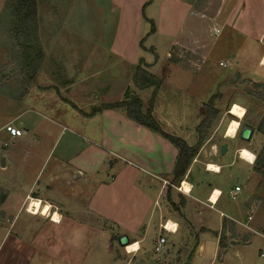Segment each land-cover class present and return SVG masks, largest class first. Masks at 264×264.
Returning <instances> with one entry per match:
<instances>
[{
	"label": "crops",
	"instance_id": "obj_1",
	"mask_svg": "<svg viewBox=\"0 0 264 264\" xmlns=\"http://www.w3.org/2000/svg\"><path fill=\"white\" fill-rule=\"evenodd\" d=\"M202 1L155 0L154 6L152 0H109L118 27L112 41L79 26L69 28L80 40L75 44L58 28L65 27V22L53 15L38 16V39L48 45L30 89L34 97L3 99L11 105L7 123L23 132L11 136L0 126L3 144H12L0 150V214L4 217L0 218V264H241L242 248L252 242L258 243L257 256L264 260V181H259L264 167L235 172V165L243 169L248 165L230 163L233 149L228 151L226 142L228 161L204 163L215 164L219 170H208L192 158L176 179L174 145L128 118L122 108H104L101 103L103 91L112 92L116 85L136 88L135 67L127 76L120 63L133 65L144 47L156 56L163 50L165 62L172 46L197 54V65L207 75L205 92L217 84L209 62L214 51L230 68L226 74L264 83V0H209L212 14L200 12ZM146 6L153 11L147 13ZM40 9L38 4V15ZM129 21L140 28L124 46L119 27ZM149 21L153 31L141 28V23ZM172 24L180 33L177 37L161 28ZM98 50L114 57L115 63L100 68L96 78L97 70L81 62L90 61V53ZM249 58L255 59L258 73L248 69ZM191 75L192 86L198 85L199 78L194 72ZM118 99L103 104L123 100ZM45 100L68 105L94 125L88 131L66 126V112L58 118L51 111L46 113ZM189 101L190 120L198 122L195 111L200 101L194 97ZM159 106L160 101L154 102L151 115L160 128L168 133L162 127L167 126L186 144H194L193 123H171ZM68 120L74 121L72 127L78 123L74 116ZM57 126L66 130V145H59L53 131ZM29 137L39 146L33 150L14 146ZM181 180L188 184V192L177 190ZM235 185L240 189L231 198L229 191ZM27 197L34 198L28 208L32 214L24 210ZM54 213L58 223L51 219ZM167 221L173 231L161 229ZM121 234L129 244L120 246ZM158 236L165 243L155 253ZM137 243V250L127 248Z\"/></svg>",
	"mask_w": 264,
	"mask_h": 264
},
{
	"label": "rangeland",
	"instance_id": "obj_2",
	"mask_svg": "<svg viewBox=\"0 0 264 264\" xmlns=\"http://www.w3.org/2000/svg\"><path fill=\"white\" fill-rule=\"evenodd\" d=\"M152 1L155 6V0ZM208 1L209 0L202 1L200 12H203V14H212V10H208V6H212V2ZM35 2V36H30V38L31 41H33V49H39L41 52V58L39 59L36 72L42 65L44 47L47 48L48 45V41H46V43H42L38 39V16L48 17L53 15L54 19L65 22V27L60 26L58 28L61 33L65 35V37H68L70 40L72 39L75 44L79 43L80 40L73 36L74 33H72L70 29H74V27L77 28L79 26H82L83 30L85 28L89 34H101L103 40L106 41H112V39L116 36L114 34L116 33V29L118 27L114 25L116 20L110 13L109 0H35ZM125 3H129L128 0H125ZM38 4L41 8L39 10V15L37 10ZM152 9L153 8H151V6H146L145 11L150 13L153 11ZM99 15H101V18L98 17ZM11 16L12 15L6 6L5 0H0V126H4L7 123L11 109V105L4 102L3 99L8 98L15 100L14 98L19 96L28 98L34 97V95L30 93V89L32 87V83L35 81L34 79L36 75L29 82L26 81L28 75L25 71H23V68H25L23 67V51L16 45L15 38L10 31ZM100 19L103 21L102 24L99 22ZM186 25L189 26V24ZM151 26L152 23L150 21L149 23L146 22L144 26L141 23V28L144 30L150 29ZM139 28V25L132 24L131 21H129L126 25L120 26L119 30L122 37L121 39L124 40V43L122 41H120V43L124 46L128 45L127 42L132 39L133 33L136 31L138 32ZM161 28L164 32L168 30L166 32H168L170 36L175 35L177 37L180 35L174 24L164 25L161 26ZM167 40H169V38ZM139 46L143 48L141 44H139ZM184 48L186 49V47ZM185 49L179 46H172L170 48V57L166 60V62L163 59V50H161V52H157L156 56L150 47L140 49L142 50L140 51V55L142 56L138 57L133 65H122L121 63L120 65L123 66L124 71L128 72L127 76L132 74L134 67H141L153 76L155 84L143 90H140L137 87L125 90L122 86L116 85L114 89L112 88V92L103 91V100L102 102L99 101L102 103V107L104 105L103 103L111 102L115 99L117 100L118 98L125 100L131 97H138L141 101V109L144 111L147 108L149 99L153 95L152 108L154 102L160 101L161 106L159 107L163 110V114L165 116L164 119L169 120L174 124L190 122L188 124L192 126L193 123L196 133L194 140L197 142L199 134L202 136L201 143L198 145L197 151L193 156V158L200 161L196 162L198 163L197 165L207 168V165L204 166V163L209 162L210 160L218 162L228 161L229 158H225L226 151L222 154L220 153V146L222 144L227 145L228 143V151L233 149L234 155V157L232 155L233 158L230 163L235 165L234 160H236L248 165L246 166L248 167L247 169H243L242 167L235 165V172L247 173V171L249 172L264 167V83L254 82L252 80H248L247 78H241L238 75L226 74V71H229L230 68L228 66H223V64H218V62L220 63L219 60L221 59V54L214 51L210 56L211 58L209 62L212 66V73H214V78L217 81V84H215L216 86L213 89H209L210 91L207 90L205 92L204 89L208 84L206 80L207 78L205 79L204 77L207 75H204L201 72L202 70L200 71V66L197 65L200 61V57L197 54H192L191 51H187ZM104 53V51L99 50L96 53L91 52L90 61L87 62L86 60H82L81 66L89 67L94 71L97 70V74L95 75L97 78L99 76L100 68H105L111 63H115L114 57L110 56V54L105 55ZM87 54L89 53L87 52ZM248 60V69L252 72L258 73L260 68L255 65V59L249 58ZM27 71H30V69L28 68ZM197 71L199 72L197 73ZM193 72L195 73V76L199 78V83L195 86H192L193 76L191 73ZM124 74H126V72H124ZM165 78L167 80H165ZM210 86L211 84L209 87ZM106 94H109V96ZM191 96L199 100L201 104L195 111L196 114H198V122H192L190 120L191 114H189L190 109L188 108L189 105H191L189 101L192 98ZM210 97H213L211 108L208 104ZM85 100L86 99L83 98L82 101ZM45 101H47L48 106L45 107V105L42 104H40V106L42 105V108L46 113L49 114L51 111L56 118L61 116L60 113H62V111L67 113L63 115V122L66 126L71 128L76 127V130H79L78 128L80 127V129L84 128L88 131L91 129V125H94L89 124L88 120L76 114L74 110L71 111L68 105L64 103L50 100ZM232 103L239 104L245 111L242 119L238 120L239 125L235 136L233 138H227L224 133L229 119L233 118V116L228 113ZM72 116L78 119V123H76V126L74 127H72V125H74V121L70 123L68 120V118L70 119ZM27 117V122H29L28 125H30L31 115L28 114ZM42 125L46 126L47 123H42ZM198 126L200 127L199 129H201V133L199 134L196 131L198 130ZM243 126H247L251 129V134L248 140H242L239 137L240 130ZM162 127L165 131L171 133V135L178 136L174 132H171L169 127ZM43 128L45 129L46 127ZM52 129H50L51 132ZM53 131H55V134L60 138L58 140L59 145H66V130L61 126H57L53 129ZM89 134L92 136L95 135L94 133ZM11 146L12 144H3V139L0 137V150ZM14 146L25 149L32 148L33 150V148L39 145L36 139H31V137H29L26 141L23 139L17 140ZM243 147L251 153H254L256 157L254 163L247 164V162H244L239 157L238 150ZM6 174H9V172ZM259 179L260 182L261 180L264 181V178L261 179V177H259ZM178 183L179 182H177V185ZM239 184L242 186L245 182ZM2 191V188H0V196H2ZM36 191L37 190H35V192ZM252 195L253 194H251V196ZM0 218L2 219L4 217L0 214ZM256 243L252 242L251 245L242 248L239 263L248 264L256 262L257 264H263L264 260L257 256L258 243Z\"/></svg>",
	"mask_w": 264,
	"mask_h": 264
},
{
	"label": "trees",
	"instance_id": "obj_3",
	"mask_svg": "<svg viewBox=\"0 0 264 264\" xmlns=\"http://www.w3.org/2000/svg\"><path fill=\"white\" fill-rule=\"evenodd\" d=\"M6 6L11 13L10 31L12 32L16 45L23 51V71L27 73V82H29L35 75L39 59L41 58V52L39 49H33V41L30 36L34 35L36 27V13H35V0H5ZM153 31V25L150 28ZM30 71H27V69ZM133 81L137 88L143 89L155 84L154 78L144 69L136 66ZM24 89V88H23ZM21 97H15L14 99H20ZM213 97H210L208 104L211 108ZM153 102V95L149 99L147 108L143 111L141 109V101L138 97H131L115 103L104 104V108H122L125 115L132 119L139 125H142L167 139L177 150L175 163L173 166L174 178H180L189 162L195 155L198 145L201 143L202 136L201 129L198 126L197 133L199 134L197 142L190 146L186 142L177 136L164 132L155 119L151 115V108ZM215 111V110H214ZM3 200V196H0V201Z\"/></svg>",
	"mask_w": 264,
	"mask_h": 264
},
{
	"label": "bare ground",
	"instance_id": "obj_4",
	"mask_svg": "<svg viewBox=\"0 0 264 264\" xmlns=\"http://www.w3.org/2000/svg\"><path fill=\"white\" fill-rule=\"evenodd\" d=\"M262 62L264 63V58L262 59ZM244 108L242 106H240L239 104L237 103H232L230 108H229V112L233 118H230L227 125H226V128H225V133L224 135L226 137H229V138H233L236 134V131H237V128H238V125H239V122L238 120L242 119L243 115H244ZM245 150H247L246 148H240L238 150V153H239V157L245 161V162H248L247 161V156H245ZM247 152L251 153L249 150H247ZM253 155V153H251ZM207 168L209 170H217L219 169V167L215 164H212V163H208L207 164ZM214 171V172H215ZM183 191H188L189 189V186L188 184L183 181L182 183V188H181ZM53 219H57L58 218V215L56 213H54ZM172 224L170 222L167 223V227L171 228ZM129 244V243H128ZM132 245L128 246L127 248L129 249Z\"/></svg>",
	"mask_w": 264,
	"mask_h": 264
},
{
	"label": "built area",
	"instance_id": "obj_5",
	"mask_svg": "<svg viewBox=\"0 0 264 264\" xmlns=\"http://www.w3.org/2000/svg\"><path fill=\"white\" fill-rule=\"evenodd\" d=\"M215 31H217V30H215ZM220 64H222V62H220ZM4 130L6 131V133H8V134L11 135V136H19V135H21V133L23 132L21 129H19L18 127L14 126V125H12V124H10V123H7V124L4 125ZM253 155H254V153H253ZM254 156H255V155H254ZM254 161H255V160H254ZM252 163H254V162H252ZM252 163H249V164H252ZM182 183H183V181L181 180L180 183H179V185L176 187L177 190L182 191V192H188V191H183V190L181 189V188H182ZM239 189H240V187H239L238 185H235L234 188H233V190H230V191H229V196H230L231 198H234L235 194L239 191ZM31 199H34V198L27 197V202H26V204H25V206H24V210H25L27 213H30V214H32V213L29 211L28 208H29V205H30ZM37 200L40 202L39 199H37ZM51 219H52L53 221H57V220H59V218H57V219H53L52 217H51ZM167 222H168V221H167ZM167 222H164V223L161 225V229H162V230H165V231H170V230L173 231L174 229L167 227ZM164 243H165V238H164L163 236H158L157 239H156V241H155L154 247H153L154 252H155V253H159V252L161 251V249H162Z\"/></svg>",
	"mask_w": 264,
	"mask_h": 264
},
{
	"label": "water",
	"instance_id": "obj_6",
	"mask_svg": "<svg viewBox=\"0 0 264 264\" xmlns=\"http://www.w3.org/2000/svg\"><path fill=\"white\" fill-rule=\"evenodd\" d=\"M251 134V129L247 126H243L240 130V133H239V137L242 139V140H248L249 139V136ZM226 150V144H222L220 146V153H224ZM118 243L120 244V246H125L126 244H128V238L125 234H121L119 235L118 237Z\"/></svg>",
	"mask_w": 264,
	"mask_h": 264
},
{
	"label": "clouds",
	"instance_id": "obj_7",
	"mask_svg": "<svg viewBox=\"0 0 264 264\" xmlns=\"http://www.w3.org/2000/svg\"><path fill=\"white\" fill-rule=\"evenodd\" d=\"M245 153H247V161L248 163H252L254 162V160L256 159V157L254 155H252L251 153L247 152V150H245ZM219 170V169H217ZM57 223L59 222L58 220L56 221ZM139 248V244H135V245H132L129 250L132 251V250H137Z\"/></svg>",
	"mask_w": 264,
	"mask_h": 264
},
{
	"label": "snow or ice",
	"instance_id": "obj_8",
	"mask_svg": "<svg viewBox=\"0 0 264 264\" xmlns=\"http://www.w3.org/2000/svg\"><path fill=\"white\" fill-rule=\"evenodd\" d=\"M248 154L247 153H245V156H247Z\"/></svg>",
	"mask_w": 264,
	"mask_h": 264
}]
</instances>
